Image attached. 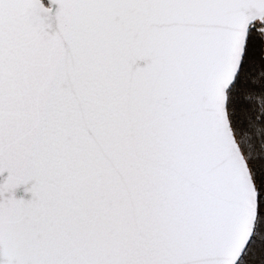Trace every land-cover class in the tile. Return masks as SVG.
I'll return each mask as SVG.
<instances>
[{"label": "snow or ice", "instance_id": "snow-or-ice-1", "mask_svg": "<svg viewBox=\"0 0 264 264\" xmlns=\"http://www.w3.org/2000/svg\"><path fill=\"white\" fill-rule=\"evenodd\" d=\"M0 264H264V0H0Z\"/></svg>", "mask_w": 264, "mask_h": 264}]
</instances>
